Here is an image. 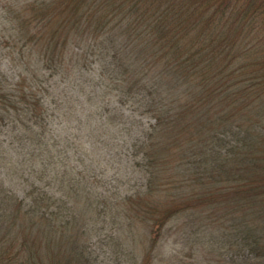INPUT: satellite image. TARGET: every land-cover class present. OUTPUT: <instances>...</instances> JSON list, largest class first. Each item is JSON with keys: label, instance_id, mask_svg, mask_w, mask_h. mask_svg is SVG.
I'll return each mask as SVG.
<instances>
[{"label": "trees", "instance_id": "trees-1", "mask_svg": "<svg viewBox=\"0 0 264 264\" xmlns=\"http://www.w3.org/2000/svg\"><path fill=\"white\" fill-rule=\"evenodd\" d=\"M0 29V264H96L88 224L116 197L146 256L173 223L264 264V0H0ZM7 162L41 185L20 196Z\"/></svg>", "mask_w": 264, "mask_h": 264}, {"label": "rangeland", "instance_id": "rangeland-1", "mask_svg": "<svg viewBox=\"0 0 264 264\" xmlns=\"http://www.w3.org/2000/svg\"><path fill=\"white\" fill-rule=\"evenodd\" d=\"M258 19L256 20L258 21L256 22L257 26L260 22V19ZM254 27L256 26L254 25ZM5 31L6 30L0 29V34L5 33ZM1 138H3L2 140H4V143H7V141L9 140L8 130L6 133V137L4 138L3 136H1ZM93 155L97 156L96 158L98 159V161H101V164H104L105 159H102V157L100 156L104 155L103 152L96 150ZM167 159L169 160L171 159V157H168ZM119 164L122 167L126 166L123 162H120ZM9 165L11 166L9 162H7L6 164L4 163L2 165V167L4 168L3 172H5L6 170V184H8L10 188H17L19 191L18 194L20 196L24 194L23 188L25 189V191H27V189H30L31 186L41 185V179L39 178L40 173L36 172H40L42 171V169L36 170L32 166L29 167L28 165V167H25L26 163H23V169H25V172L14 182L12 181V179H9L8 176V173H10ZM106 167L107 169L111 168L112 171H121V181H130V184L128 186L137 185L140 181L141 174L138 171H133L130 167H118L116 169H112L113 167L110 165V163L107 164ZM20 170H22V168H20ZM29 170L33 171L27 172ZM26 172L27 174H25ZM167 172L168 171H165L163 173ZM166 176H169V174H167ZM174 177V179L181 180L185 176H183L182 174H174ZM160 181L161 179L159 180V182ZM193 184V180L192 182H184L181 188L186 192L188 189L192 188ZM122 185V188H128L127 185ZM197 187L200 188L202 186L198 185ZM115 200L116 201L109 200L110 202H103L107 207L105 210V217H99L97 219L98 224H94V221H89L88 224L89 230L93 231L94 233L91 237V240L87 242L89 245L88 250H90L93 259H96V264H131L130 261H127L125 259L124 254H126V251L132 250L135 252V255L133 256L136 258V260L140 258L138 260L140 261L141 259L143 260L146 258V260H149L147 264H244L245 262H247V264L249 263L248 260H246V258L242 256V254L237 252L239 247H237L235 243L233 245L231 244L232 239H234V236H231L235 234L233 230H228V232L223 233L221 227H216V229L212 226L207 227L208 231H213L211 232L213 235L207 234L205 246L202 244V241H199L198 245L196 244V249L192 250V245H185L180 240L178 234L175 231L177 224L174 226L173 223H171V225L170 223H168L166 227H164V229H162L161 231L164 233L162 234V236H160V240L162 241L163 246L161 259L155 258L153 254L150 256H146L144 253L147 250L145 249L144 245H139L134 248L135 246H133V244H130V239L134 238L135 242L138 244L142 238L141 234H143V232L139 231L140 229H142L141 227H139L141 221H138L139 224L137 222L136 226L138 227H135V230L133 232L127 231L128 226H123V231H119L120 233H117V231L115 232L114 220L120 219V221H125V224L126 220L130 218L129 216H133L132 212L134 211V206H136L137 203L134 202L133 204H130L128 202L123 201L117 202L119 201V197H116ZM72 204L75 208L77 207L76 211L78 212L79 209L85 205V202H72ZM202 219L203 224L207 223V218L203 217ZM80 225L81 224H79V226ZM101 227L103 229H101ZM99 229H101V231ZM115 240H117L118 242L121 241L123 247L120 246ZM146 248H148V245L146 246ZM127 255L130 257L128 253ZM251 263L257 264V262H252V259Z\"/></svg>", "mask_w": 264, "mask_h": 264}]
</instances>
